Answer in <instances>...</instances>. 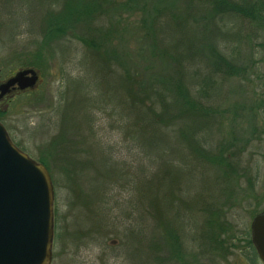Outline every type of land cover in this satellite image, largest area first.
I'll list each match as a JSON object with an SVG mask.
<instances>
[{
    "label": "trees",
    "instance_id": "16d2710c",
    "mask_svg": "<svg viewBox=\"0 0 264 264\" xmlns=\"http://www.w3.org/2000/svg\"><path fill=\"white\" fill-rule=\"evenodd\" d=\"M40 1L42 8L52 5L53 9L45 14L39 45L48 47L70 37L82 43L87 49V88L96 86L93 96L87 94V111L80 119L92 159L87 160V168L106 183L104 190H93L88 197H94L106 220L100 227H87V238L97 242L114 236L122 264H194L197 252L206 259L213 251H221L226 260L236 245L226 244L229 224L224 212L246 171L234 153H228L230 146L215 144L217 107L227 80L244 69L237 63L231 34L216 18L229 12L264 23V0H185L184 18L168 7L153 9L147 16L141 0ZM139 13L137 27H143L150 52L141 53L135 58L139 65L133 66L130 54L117 55L113 42L138 25L134 16ZM194 16L197 21L191 19ZM38 55L37 60L27 57L25 66L41 69ZM152 60L173 63L174 74L165 84L151 76ZM140 65L143 70H138ZM66 101L63 96L59 100L58 125L67 122ZM106 109L111 111L108 126L113 130L116 123L117 133L100 132L99 112ZM4 113L0 110V118ZM114 135L120 144L105 142H112ZM63 142L66 139L59 132L49 144L50 160L55 146ZM65 148L75 149L67 143ZM38 161L51 171L45 156ZM189 165L201 174L202 186L194 195L184 180ZM61 169L67 183L80 180L73 176L74 163L69 164L67 157ZM54 215L56 232L55 207ZM245 235L247 263L263 264L252 233ZM55 238L62 236L56 233Z\"/></svg>",
    "mask_w": 264,
    "mask_h": 264
},
{
    "label": "rangeland",
    "instance_id": "374dc122",
    "mask_svg": "<svg viewBox=\"0 0 264 264\" xmlns=\"http://www.w3.org/2000/svg\"><path fill=\"white\" fill-rule=\"evenodd\" d=\"M141 1L146 4L147 16L154 13L153 9L161 7H168L174 15L187 16L185 0ZM52 9V5L42 8L40 0H0V84L22 70L34 69L25 66L27 57L37 60L40 54L38 60L42 66L41 69H34L40 76L35 88L10 94L0 100V110L5 112L0 122L20 150L37 162L41 156H45L50 163L51 171L46 169L52 172L57 184V189L54 188V207L58 212V230L54 232L51 264H122L116 256L119 241L114 236L97 242L91 236L87 238V227H100L106 220L103 209L94 197H88L93 190H104L106 183L105 179L95 178L87 168V160L92 159L87 152V134L80 119L87 111V94L90 92L89 95L93 96L96 86H90L93 93L90 87L87 88V49L82 43L70 37L62 42H53L48 47L39 45L45 14ZM141 14L134 16L138 25L123 36H118V42H113L117 55L124 52L130 54L133 66L139 65L137 59L141 53L150 52L141 30L143 27H137L141 25ZM191 19L197 21L198 16ZM216 23L231 34L237 63L244 72L226 82L225 96L217 107L220 123L216 128L215 144L230 146L228 153H234L246 173L242 186L234 191L233 200L224 212L229 224L226 244L233 243L236 247L231 249L232 254L226 260L221 251L207 253L206 259L197 252L194 257L197 262L194 261V264H248L244 257L248 240L245 234L252 233L255 217L264 212V23L229 12L218 16ZM90 57L93 58L91 54ZM152 61L151 76L155 79L158 76L159 81L165 84L174 74L173 63ZM138 67V70L144 69L142 65ZM62 96L67 100V122L62 121L58 125L56 111ZM110 114L109 109L105 113L99 112L103 119L102 123H98L101 133H117L116 123L113 130L108 126ZM59 132L63 133L66 142L55 146L50 160L49 144ZM117 135H114L112 142H107V139L105 142L120 144ZM66 143L75 147L73 152L65 148ZM66 157L69 164L74 163L73 176L76 180L80 178L75 184L67 183L66 175L62 172ZM117 161L123 164L125 160L117 157ZM135 167L133 165L132 173ZM197 169L189 165L184 174L185 183L193 195L199 193L202 186L200 170ZM254 176H257L256 181H253ZM56 233L62 239L56 241Z\"/></svg>",
    "mask_w": 264,
    "mask_h": 264
},
{
    "label": "water",
    "instance_id": "95a60500",
    "mask_svg": "<svg viewBox=\"0 0 264 264\" xmlns=\"http://www.w3.org/2000/svg\"><path fill=\"white\" fill-rule=\"evenodd\" d=\"M39 73L26 69L0 84V100L33 89ZM55 193L46 167L21 151L0 122V264H51ZM252 242L264 263V212L252 224Z\"/></svg>",
    "mask_w": 264,
    "mask_h": 264
},
{
    "label": "flooded vegetation",
    "instance_id": "af4514ba",
    "mask_svg": "<svg viewBox=\"0 0 264 264\" xmlns=\"http://www.w3.org/2000/svg\"><path fill=\"white\" fill-rule=\"evenodd\" d=\"M20 91L18 90V89H16V90H12V92L11 93H9L8 95H10V94H14V93H19ZM8 95H6V96H8ZM5 96V97H6Z\"/></svg>",
    "mask_w": 264,
    "mask_h": 264
}]
</instances>
